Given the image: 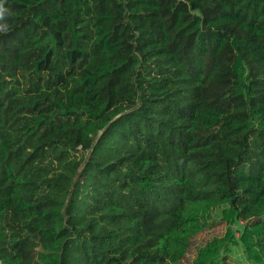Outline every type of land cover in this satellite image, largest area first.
<instances>
[{
    "label": "trees",
    "instance_id": "16d2710c",
    "mask_svg": "<svg viewBox=\"0 0 264 264\" xmlns=\"http://www.w3.org/2000/svg\"><path fill=\"white\" fill-rule=\"evenodd\" d=\"M5 7L0 264H181L216 209L264 264V0Z\"/></svg>",
    "mask_w": 264,
    "mask_h": 264
},
{
    "label": "rangeland",
    "instance_id": "374dc122",
    "mask_svg": "<svg viewBox=\"0 0 264 264\" xmlns=\"http://www.w3.org/2000/svg\"><path fill=\"white\" fill-rule=\"evenodd\" d=\"M222 209H216L210 215L208 226L200 232L189 235V251L181 264H196L201 252L216 242L226 244L219 252L220 257L226 256V264H254L250 253L241 238L244 223L231 222V218L224 217Z\"/></svg>",
    "mask_w": 264,
    "mask_h": 264
},
{
    "label": "clouds",
    "instance_id": "9594fccd",
    "mask_svg": "<svg viewBox=\"0 0 264 264\" xmlns=\"http://www.w3.org/2000/svg\"><path fill=\"white\" fill-rule=\"evenodd\" d=\"M6 0H0V33H7L9 25L7 18L10 15V9L5 7Z\"/></svg>",
    "mask_w": 264,
    "mask_h": 264
}]
</instances>
